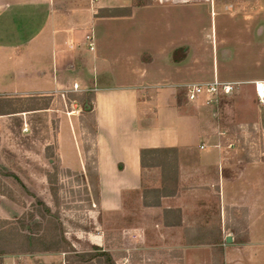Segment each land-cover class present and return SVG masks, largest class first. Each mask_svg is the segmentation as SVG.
Returning a JSON list of instances; mask_svg holds the SVG:
<instances>
[{"label":"rangeland","instance_id":"374dc122","mask_svg":"<svg viewBox=\"0 0 264 264\" xmlns=\"http://www.w3.org/2000/svg\"><path fill=\"white\" fill-rule=\"evenodd\" d=\"M116 23L113 29L109 26L102 29L101 25L96 29L99 52L111 59L110 70L114 73L107 75L112 82L119 78L117 83L121 84L123 71H128L133 64L148 61V57L140 58V61H125L122 54L126 51L127 55L135 58L144 53L154 55L156 60L152 67L161 65L164 71L169 72L172 67L167 66L170 64L164 58L179 57L183 48H187L189 58L181 62L182 70L173 80L207 83L215 77L219 81L242 83L233 95L221 99L215 107L188 102L186 85L176 88V99L186 107L179 113L186 117L190 130L198 127L200 117L195 114L197 112L210 124L212 132L224 137V145L232 151L230 158L236 166L257 165L262 179V187L258 191L263 209V217L259 220L262 232L257 233L253 226L249 227L244 207L227 208L221 219L220 210H216L215 201L210 198L204 212L191 214L196 218L191 219L195 226L193 229L203 226L206 234L199 237L185 234L182 243L185 246H211V264H264V106L257 103L250 84L264 80V0H211V3L190 0L181 5H154L149 10H139L129 24ZM107 33H110L108 40L105 37ZM126 41H129L128 50L122 47ZM9 78L0 76V94L13 91V87H4ZM155 91L160 92L162 104H165L173 89L140 90L142 95ZM80 94L67 92L62 97L57 95L53 98H56V110L62 108L65 115L75 117L69 125L72 129L74 127L73 136L82 151L84 172L61 168L56 156V120L52 121L51 132L47 135L43 127L35 132L27 127L23 130L21 117H0V221L16 222L17 227L24 224L26 234L53 230L58 240L62 235L75 252H90L94 246L99 247L111 255L114 264H184L182 251L172 247L175 237L153 230L155 218L146 214L138 196L127 195L123 209L118 213L98 210L92 163L95 157L94 136L90 129L92 117L88 112H82L74 101ZM10 98L18 110L30 105L43 107L52 99L30 101ZM166 119L168 117H162L161 121ZM47 136L50 137L45 138ZM62 136V151L74 164L75 149L66 128ZM194 142L199 143L197 139ZM86 163L89 170H86ZM46 173L53 179L51 185ZM10 174L15 175L27 190ZM147 178L151 180L149 176ZM145 185L152 186L149 181ZM51 188L55 190V197ZM37 201L48 207L49 215ZM37 212H42L44 217ZM29 214L33 215V220L29 219ZM34 223L40 225L38 230L31 227ZM210 227H217L219 235H209L213 232ZM226 237L232 239L230 244H226ZM189 239L193 241L189 243ZM60 246L66 245L61 243ZM34 254H50L64 261L67 257L63 252Z\"/></svg>","mask_w":264,"mask_h":264},{"label":"crops","instance_id":"0c3cea01","mask_svg":"<svg viewBox=\"0 0 264 264\" xmlns=\"http://www.w3.org/2000/svg\"><path fill=\"white\" fill-rule=\"evenodd\" d=\"M188 1L160 3L149 0L146 5L136 7L132 6V0H0V76L10 77L4 87L14 88L12 92L0 95L7 98L52 97L48 105L34 108L36 110L23 109V112L0 117H21L24 127L32 132L43 127L47 135L51 132L52 121L56 120V156L61 168L84 172L82 151L73 136L74 127L72 129L69 125L75 117L65 115L62 108L56 110V98L53 97H62L67 92H93L98 210L118 213L122 211L127 195L138 196L146 214L155 218L153 230L175 237L172 247L182 251L184 264H211V246H185L182 243L185 234L189 237L206 234L203 226L193 229L195 226L191 219H196L192 217L193 213L204 212L205 205L213 198L221 219L227 208L244 207L249 227L253 226L257 233L262 232L259 220L263 217V209L258 192L262 187L260 170L254 164L236 166L230 158L232 151L224 145V137L212 132L210 124L199 113L194 111L200 118L198 127L193 131L187 125L186 117L179 113L186 107L178 103L176 88L202 83L173 80L182 70L181 62L189 58L187 48H183L179 57L164 58L170 64L167 66L172 67L169 72L164 71L161 65L152 67L156 60L154 55L144 53L135 58L127 55L126 51L122 54L125 61H140L143 57H148V61L133 64L128 71H123L120 75L123 82L120 84L117 83L119 78L112 82L108 76L114 73L110 70L111 59L99 52L96 38V29L100 25L102 29L108 26L113 29L116 22L129 24L139 10L168 3L187 4ZM202 1L211 3V0ZM128 7H131L129 16L96 17L102 9ZM109 36L110 33L105 34L107 40ZM86 37L91 39L93 50H89ZM112 38L115 36L112 35ZM128 42L122 43L126 50ZM160 51L163 52V49ZM161 87L173 89L168 96L170 101L167 97L165 104H162L160 92L144 95L140 92ZM162 117L168 119L162 122ZM64 128L74 145V164L62 151ZM196 139L198 144L194 142ZM156 148L177 149V191L174 196L160 198L159 206L144 207L142 191L160 187V170H142L139 151ZM147 181L152 186L146 187ZM169 210L174 213L164 218V211ZM178 220L180 224L175 225ZM210 228L213 232L209 235H219L217 227ZM231 242L232 239L226 244ZM218 246L223 247L222 244ZM53 256L10 255L2 258V264H66L60 257Z\"/></svg>","mask_w":264,"mask_h":264},{"label":"trees","instance_id":"16d2710c","mask_svg":"<svg viewBox=\"0 0 264 264\" xmlns=\"http://www.w3.org/2000/svg\"><path fill=\"white\" fill-rule=\"evenodd\" d=\"M147 2L143 0H132V6H143ZM131 14V7L125 9H102L96 14V17H123L129 16ZM37 97H27L30 101L36 100ZM82 109V112H88L92 117L91 124V134L95 138V122L93 116V101L94 93L83 92L80 96L74 99ZM13 99L7 97H0V116L16 114L23 112V109H16L13 107ZM36 108V107H35ZM24 110L32 111L36 110L33 106H28ZM95 187H97V173L95 167V157L92 159ZM139 164L140 168H159L160 170V187L152 189H144L142 191L143 206L144 207H156L159 206V200L162 197H171L176 194L177 191V149L176 148H156V149H141L139 151ZM86 170H89V166L85 165ZM55 169V167H54ZM10 176L15 177L20 186L26 191L27 189L21 183V181L13 174ZM48 183L51 185L53 179L49 173L45 174ZM96 190V195L98 191ZM52 195L55 197V190L50 189ZM33 196V195H31ZM34 198V197H33ZM147 198L150 200L147 201ZM40 206H42L45 214L49 215L50 210L48 207L43 205L41 202L37 201ZM98 205V197L96 200ZM173 214L174 211H164V218L166 215ZM40 216H43L42 212H37ZM29 219L33 220V215L29 214ZM22 219H19V221ZM180 220L176 222L175 225H179ZM35 230L40 228L38 223H34L31 226ZM54 228V227H53ZM26 226L21 223L20 227L16 226L15 223L8 221H0V264H2V258L6 255H16V254H34V253H47V252H63L67 255V264H114L111 255L103 251L99 247H93L90 252H75L66 241L63 239L62 235L58 240V236L53 230H46L43 233H24ZM63 243L64 247H61Z\"/></svg>","mask_w":264,"mask_h":264},{"label":"built area","instance_id":"2783aa9c","mask_svg":"<svg viewBox=\"0 0 264 264\" xmlns=\"http://www.w3.org/2000/svg\"><path fill=\"white\" fill-rule=\"evenodd\" d=\"M166 2L168 0H157ZM89 50H93V43L89 37H86ZM241 82L219 81L215 77L211 82L201 84H191L185 86V98L188 102L201 103L206 107H215L223 98H227L237 91ZM254 96L259 105L264 106V80L252 81ZM76 88V85H74ZM26 127L23 128L25 130ZM136 238V237H135Z\"/></svg>","mask_w":264,"mask_h":264},{"label":"water","instance_id":"95a60500","mask_svg":"<svg viewBox=\"0 0 264 264\" xmlns=\"http://www.w3.org/2000/svg\"><path fill=\"white\" fill-rule=\"evenodd\" d=\"M231 241V238L230 237H227L226 238V242H230Z\"/></svg>","mask_w":264,"mask_h":264}]
</instances>
